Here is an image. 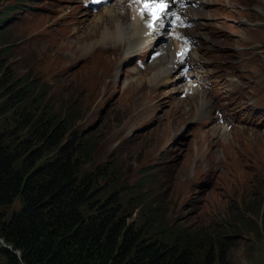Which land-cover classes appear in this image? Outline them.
<instances>
[{
	"label": "rangeland",
	"instance_id": "rangeland-1",
	"mask_svg": "<svg viewBox=\"0 0 264 264\" xmlns=\"http://www.w3.org/2000/svg\"><path fill=\"white\" fill-rule=\"evenodd\" d=\"M190 2L197 5L186 12H193L196 21L186 31L194 37L204 36V47L193 52L202 54L207 73L213 78L224 76L243 64L244 54L249 59L247 76L253 79V71L258 69L263 70L261 78L264 0ZM124 4L126 9L130 1ZM30 6L46 9L53 16L42 10L27 12ZM112 6L114 3L92 11L75 0H0V74L11 71V83L33 89L29 100L41 96V105L49 103L55 112L73 104L81 131L97 122L87 133L94 147L92 163L114 170L126 208L130 188L144 177L151 198L160 201L167 219L195 229L222 226L226 230L230 240L225 264H264V219L259 207L260 194L264 197V132L237 128L218 134L219 125L209 123L192 135L188 122L198 119L197 96L179 97L184 81L156 90V83L148 80L150 71L134 74L117 69L116 64L124 59L125 46L119 54L117 50L120 41L91 43L98 36L91 28L94 15ZM104 18L99 22L108 23ZM251 22L255 30H251ZM131 31L135 46L146 47L143 32L133 27ZM256 42L260 56L247 52ZM83 44H91L90 49L83 51ZM85 56L89 58L86 63L78 62ZM165 76L174 79L177 75ZM223 80L215 81L212 89L223 90ZM71 91L74 93L68 95ZM246 92L255 95L258 91L246 83L241 94ZM238 106L248 122L259 119L243 103ZM18 208V202L0 207V218H9ZM0 264H12L2 252Z\"/></svg>",
	"mask_w": 264,
	"mask_h": 264
},
{
	"label": "trees",
	"instance_id": "trees-1",
	"mask_svg": "<svg viewBox=\"0 0 264 264\" xmlns=\"http://www.w3.org/2000/svg\"><path fill=\"white\" fill-rule=\"evenodd\" d=\"M12 76L0 74V207L19 203L0 218V252L12 264H225L222 226L167 219L144 177L126 208L114 170L93 165L74 105L55 112L41 96L29 100L31 86Z\"/></svg>",
	"mask_w": 264,
	"mask_h": 264
},
{
	"label": "bare ground",
	"instance_id": "bare-ground-1",
	"mask_svg": "<svg viewBox=\"0 0 264 264\" xmlns=\"http://www.w3.org/2000/svg\"><path fill=\"white\" fill-rule=\"evenodd\" d=\"M135 1L139 4L143 0H135ZM114 5L115 6L104 8L100 12L98 13L96 12V14L94 15L91 21V23L93 24L91 28L95 30L98 36L95 35V40L93 39L94 37L91 38L92 39L91 43L101 44L105 40H108V41L110 40L112 42H114L115 40H118L121 42V43L117 42L119 45V48L117 49L118 54H119L121 46L124 45L125 46L124 48H126L130 46L134 47L136 45V43H134L135 41L131 40V38L134 39L136 36L134 34L129 35L133 33L131 31L132 27L135 29L141 30L143 32V36L141 38H145L148 41V35H146L147 34L146 30H142L139 28L138 20L136 19L135 13H134V4H130L129 7L126 9H125L124 2L114 3ZM186 15L190 19L196 20L195 14L193 12L189 11L186 13ZM104 17L108 20V23L104 21L99 22V19H103ZM92 24H88V27L89 25H92ZM122 39L125 40V42L124 41L122 42ZM159 42L156 44V46L160 44ZM117 43L115 42V44ZM90 47H91V44L90 45L83 44V48H84L83 51H87L88 49H90ZM178 51H179V43L172 41L171 46L168 48V50L163 55L156 58L153 61V63H151V65L147 67L148 69L145 70V71H150V74H149L150 77L148 78V80L150 79L155 82H163V81L171 79V78L166 77L165 75H169L170 77L177 75L176 69L170 65H173V61H174L173 57L178 53ZM163 56L166 59L161 61L160 59H163L164 58ZM193 91H194V88H193ZM204 101H205L204 95H201L194 102L195 106L197 104H200V108L198 107L197 111H200V110L202 111L207 108V106L205 107ZM203 107H205V109H202ZM217 131H218V134L219 133L226 134L223 128L221 127L219 128L217 127ZM254 136L258 137L257 135H254Z\"/></svg>",
	"mask_w": 264,
	"mask_h": 264
},
{
	"label": "water",
	"instance_id": "water-1",
	"mask_svg": "<svg viewBox=\"0 0 264 264\" xmlns=\"http://www.w3.org/2000/svg\"><path fill=\"white\" fill-rule=\"evenodd\" d=\"M188 125H189V124H188ZM96 126H97V122H94V123H92V124H89L87 127H85V128L82 129L81 133H82V134H87L88 131L93 130L94 128H96ZM0 241H2V240L0 239ZM2 244H3V243H2ZM3 245H4V244H3Z\"/></svg>",
	"mask_w": 264,
	"mask_h": 264
}]
</instances>
